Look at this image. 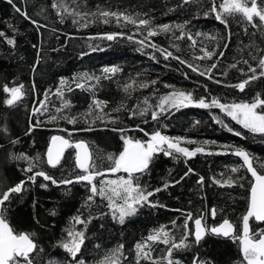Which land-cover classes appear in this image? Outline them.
<instances>
[{
  "label": "trees",
  "instance_id": "1",
  "mask_svg": "<svg viewBox=\"0 0 264 264\" xmlns=\"http://www.w3.org/2000/svg\"><path fill=\"white\" fill-rule=\"evenodd\" d=\"M13 2L16 7L26 11L41 27L37 31L36 26L17 13L7 0H0V31L4 32L7 38H15L13 47L6 43L5 37H0V190H5L30 175L22 171L26 167V162L13 160L12 156L23 153L30 157L39 155L44 158L51 137L56 134L66 137L73 143L84 140L90 150L97 155L98 164H101V157L106 154L118 155L123 149V142L120 132L111 131L113 127L125 128L127 136L141 140L148 139L145 132L151 133L159 128L170 137L197 141L196 144H182L190 149L201 146L200 142L203 141L215 142L203 145L213 152L223 151L220 147L222 145L240 147L255 158L254 166L258 172L264 174V167H261L264 165V135L253 134L243 129L218 108L186 107L174 111L158 123L153 122L150 115L129 119L127 111L122 110L113 113L120 117L116 124L105 125L97 121L91 125L94 129L92 131L80 130L89 127L83 119L78 120L75 125L63 119L55 121L49 119L52 115H59L57 109L62 105L61 99L53 94L60 85L61 78H65L71 84L74 75L87 71L99 76L101 69L107 66H119L121 72L111 80H102L96 88L95 98L107 102L105 112H110L121 103L127 108H132L134 105L142 106L144 97H148L149 102L155 105L160 95L172 90L165 85H173L177 89L191 92L197 99L203 96L210 101L211 98L216 97L223 103L251 101L256 93H261L264 97V78L253 82L244 92L227 87L246 78L237 69L229 67L241 57L248 58L247 50L240 52L242 45L254 43L264 49V34L257 32L250 25L247 26L248 34H246L240 24L230 19L231 43L223 58L219 60L214 58L218 67L213 70V79L209 80L207 76H199L174 59L165 61L159 53H155L156 59H153V49L145 48L138 51L139 45L129 41L126 36L135 35L137 39H142L143 36L136 33L135 27L131 24L121 27L115 22L108 24L98 22L87 28H81L73 23V20L78 19L74 15H65L61 22V18L51 7L54 0H13ZM64 3L74 8L76 12H94L97 8H107L132 14L147 13V17L144 18L151 17L154 25L183 23L189 20L191 23L187 25V29L193 34L196 32L218 36L225 34L224 26L213 16L207 18L203 16V12L211 7L210 0H194L189 4H183V0H64ZM9 25L12 27L10 28ZM253 32H256L255 36L251 35ZM105 33L125 35L112 41L90 39ZM196 39L203 40V37ZM153 40L156 44L173 51L174 54L181 55L190 63L198 64L201 71L213 62L194 60L193 56L200 55L199 45L196 49H191L187 40L176 41L179 51L171 47L168 36L160 35ZM93 47L96 48L95 51L92 50ZM211 47L212 45H209V50ZM82 52L88 54L81 58ZM38 58L39 63L33 71L32 66ZM238 68H243L247 72V65L241 63ZM184 73H187L188 78H185ZM132 78L157 79L158 83L154 88L138 89L128 97L122 88ZM215 80L222 83L217 84ZM4 84H8L9 87L23 84L27 94L20 103L8 106L4 103L8 98L2 90ZM46 91L49 93L46 101L47 110L33 115V108L39 107L38 101L45 98ZM64 98L72 105L71 109H66L65 112L78 115L87 111L93 96L87 91L74 89L72 92H65ZM213 115L219 116L224 124L234 131L229 132L228 127L216 123L212 119ZM144 120L148 122L144 123ZM37 121L40 122L39 125L29 132L30 125L36 124ZM197 121L199 123H196ZM137 125L144 131L138 130ZM236 131H240L242 135L236 136ZM74 157V149L69 148L64 153L60 166L50 168L45 164L42 166L43 170L58 180L61 177H68L73 174ZM241 164V158L231 154V149L228 154H197L188 159L187 163L183 158L174 160L163 154L158 155L150 166V174L142 178V183H146L149 190L161 187L165 181L179 180L188 168L194 169L197 175H189L174 187L150 197V200L162 206L140 208L135 216L127 218L122 225L110 217H105L103 220L94 219L86 229L87 239L79 258L83 259L85 264H101L112 249L122 244L123 256L127 257V260L121 257V264H134V244L137 241L143 240L151 230L161 225L172 228L173 220L177 222L178 227L172 228V232L178 240L183 233V229L179 227L184 220L182 213L187 212H192L194 217L203 212L209 227L219 224L226 217L239 230L241 218L248 206L252 177L244 168H240L238 173H231L229 169L239 167ZM107 166L109 162L104 160L101 167ZM221 173L224 174L223 177ZM198 176L205 177L202 191L198 190L196 185ZM213 176L217 179H227L228 176L235 179L242 176L244 179L239 183L244 187L217 186L211 182L210 178ZM110 178L114 179L115 176ZM42 183H48V187L41 188ZM66 191L68 189L64 186H54L50 182L43 181L42 178H37L34 184L27 185L26 192L14 196L8 204L9 211L6 215L11 226L17 232L35 233L34 238L43 249L38 257L39 264H48L50 258H54L58 264H64L70 259L59 244L67 239L65 230L69 228L72 217L78 214V209L84 212L85 217L89 212L93 216H98L100 211L107 212V208L100 203L99 198H97L99 207L81 209L88 195L84 185L70 186L68 195L65 194ZM213 206L224 210L218 211L215 219L210 214ZM53 211L55 215L52 214ZM76 227L83 228L82 225ZM257 227L264 228V223L257 225L252 222V228L255 230ZM189 228H193L191 221ZM192 239L193 237L190 236L189 241L191 242ZM154 249L153 256L158 257L164 255L166 246L156 244ZM197 253L202 259H210L213 264H237L240 259L238 244L229 239L213 236H206L200 245H194L190 251L176 253L174 258L180 259L183 264H191L193 256Z\"/></svg>",
  "mask_w": 264,
  "mask_h": 264
},
{
  "label": "snow or ice",
  "instance_id": "2",
  "mask_svg": "<svg viewBox=\"0 0 264 264\" xmlns=\"http://www.w3.org/2000/svg\"><path fill=\"white\" fill-rule=\"evenodd\" d=\"M193 2L194 0H183V4ZM7 3L12 5L17 13H20L24 19L29 20L39 31L41 26L26 11H22L20 7H16L13 0H7ZM210 4L211 7L203 12V16L205 18L213 16L217 22L222 24L225 29L223 36L201 32L193 34L187 29V25L191 23L189 20H185L183 23L173 22L154 25L151 17L144 18L147 17V13L137 12L132 14L127 11L107 8H97L94 12H76L74 8L64 3V0H54L51 7L61 18V22H63L65 15L77 16L78 19L73 20V23L78 24L81 28H87L91 24L98 22L104 24L115 22L121 27H127L131 24L135 27V32L143 36L142 39H137L135 35L126 36L129 41L139 45L138 51H142L145 48L153 49V59H156L155 53H159L165 61L174 59L191 69V71L196 72L199 76H207L209 80H212L213 70L218 67L214 58L215 60L223 58L225 51L231 43L232 31L229 24L230 19L240 24L246 34H248L247 26L249 25L253 29H256L257 32L264 34V0H220L219 3L218 0H210ZM169 11H175V9H169ZM9 27L11 28L12 26L9 25ZM177 33L179 34L177 35ZM124 35V33H105L102 36L91 37L90 39L99 38L112 41ZM160 35L168 36L171 47L177 51H179V45L176 41L187 40L189 42L188 46L191 49H196L199 45L198 50L200 55L193 56V59L213 62L201 71L198 64L190 63L188 60L183 59L181 55H176L173 51H169L156 44L153 38ZM251 35L255 36L256 32L251 33ZM0 37H5V33L0 31ZM196 37H203V40L198 41ZM5 39L8 45L15 46L14 37H5ZM204 41H207V43ZM221 41H223L222 44ZM209 45H212L211 50H209ZM33 47L36 46L33 45ZM53 50L55 51L56 49ZM92 50L95 51L96 48L93 47ZM245 50H247V59L241 57L240 60L229 65L230 68L237 69L246 77L239 83L227 85V87L236 88L240 92H244L246 87L250 86L253 82L264 78V49H261L254 43H250L242 45L240 48L241 53ZM87 54L82 52L80 56L83 58ZM37 55L39 57V53ZM38 63L39 58L32 66L33 71L36 70ZM241 63L247 65V72L243 68H238V65ZM120 72L121 68L119 66H107L101 69L99 76L87 71L78 73L72 77L71 84L65 78H61L60 85L53 94L61 99L62 105L61 108L57 109L59 115H52L49 119L53 121L63 119L73 125L78 120L83 119L86 124H89V127L80 130L92 131L94 129L91 125L97 121L105 125L116 124L120 120V117L113 115V113H119L122 110L127 111L129 119L136 116L145 117L150 115L151 120L158 123L162 118H166L173 114L174 111H179L182 108H218L225 116L230 117L232 121H235L243 129L253 134L259 133L264 135V97L261 96V93H256L251 101L223 103L216 97L211 98L210 101L203 96L197 99L194 98L191 92L177 89L173 85H165L166 88H171L172 90L160 95L155 105L149 102L148 97H144L142 106L134 105L132 108H127L125 104L121 103L110 112H105L107 102L95 98L96 88L102 80H111ZM184 75L185 78H188L187 73H184ZM214 82L217 84L222 83L219 80H215ZM157 83V79L136 80L132 78L128 83L123 85L122 90L128 97H131L132 92L138 89L154 88ZM34 89L35 85L33 84ZM74 89L87 91L92 93L93 96L87 111L78 115H70L65 112L66 109L70 110L72 107L71 102L64 98L65 92H72ZM2 90L8 96L4 101L8 106H15L20 103L27 94L23 84H17L12 87L4 84ZM48 95L49 93L46 91L44 94L45 98L38 101L39 107L33 108V115L47 110L46 101ZM212 119L216 123L228 127L219 116L213 115ZM147 122V120H144V123ZM39 123L37 121L36 124L30 125L29 132L37 127ZM196 123H199V121ZM136 127L141 132L144 131L139 125ZM111 131L121 133L123 149L118 155L109 153L101 157V164L104 160L109 162V166L107 167H101V164L97 163V155L89 149L86 142L81 140L73 143L63 136L51 137V143L44 158H41L39 155L30 157L23 153L12 156L13 160L26 162V167L22 171L30 173V175H27L26 179L19 181L15 185L9 186L5 190H0V264H39L38 257L43 252V249L36 242L34 238L35 233L17 232L11 226L6 215L9 211L8 204H10L14 196L26 192L27 185L29 183L34 184L37 178H42L43 181L50 182L54 186H64L68 189L65 192L66 195L70 194V186L82 184L88 195L81 205V209H92L94 206L99 207L97 205V198L107 208V212L100 211L98 216H93L89 212L86 217L84 212L78 209V214L72 217L69 228L65 230L67 239L61 241L59 244V247L70 257L64 264H85V261L80 259L79 256L82 255V247L85 245L87 239L86 229L94 219L103 220L105 217H110L113 221L122 225L127 218L135 216L140 208L162 206L150 200V197H154L158 192L167 190L169 187H174L189 175H197L194 169L188 168L179 180L165 181L161 187L149 190L148 185L142 183V178L150 174V166L158 155L163 154L165 157H170L174 160L183 158L185 163H187L188 159L195 157L197 154H228L229 149H231V154L242 160V164L239 167H232L229 171L231 173H238L240 168H244L253 178L249 188L247 210L241 218L239 230L226 217L218 225L209 227L205 222L203 212L195 217L192 212L182 213L184 220L183 224L179 227L183 229V233L179 239L177 240L175 234L172 232V228L178 227L175 220L171 222L172 228L161 225L159 228L151 230L143 240L137 241L134 244V264H143V262H147V264H183L180 259L174 258L175 254L190 251L194 245H200L206 236L229 239L233 243L238 244L240 259L237 264H264V228L257 227L255 230L252 228V222L257 225L264 223V174L258 172L254 166L255 158L247 150L240 147L232 148L231 146L222 145L220 147L223 151L213 152L203 146L209 143L214 144V141H203L200 142L201 146L190 149L182 146V144H196L197 141L183 137H170L160 131L159 128L151 133L145 132V136L148 137L146 140L127 136L125 128L113 127ZM228 131L232 132L234 130L228 127ZM235 135L241 136L242 133L236 131ZM15 142L13 141V143ZM69 148L76 150L73 174L68 177H61L58 180L43 170L42 166L45 164L50 168L60 166L64 153ZM261 167H264V165H261ZM119 173L126 175H117ZM112 176H115V178H110ZM223 176L224 174L221 173V177ZM210 179L213 184L220 187H233L236 185L244 187L242 183H239L240 180L244 179L242 176L235 179L232 176H228L227 179H217L213 176ZM196 185L198 190L202 191L205 185V177L198 176ZM40 187L46 189L48 183H42ZM218 211L222 212L224 210L217 209L215 206L211 208L210 214L213 219L216 218ZM52 214L55 215V212L53 211ZM190 221L193 224L192 229L189 228ZM77 225H82L83 228L77 229ZM190 236L193 237L191 242L189 241ZM156 244L166 246L164 255L153 256L154 245ZM123 249L124 245L122 244L112 249L111 253L105 257L101 264H121V257L127 260V257L123 256ZM48 264H58V262L54 258H50ZM191 264H213V262L210 259H202L199 253H197L193 256Z\"/></svg>",
  "mask_w": 264,
  "mask_h": 264
},
{
  "label": "water",
  "instance_id": "3",
  "mask_svg": "<svg viewBox=\"0 0 264 264\" xmlns=\"http://www.w3.org/2000/svg\"><path fill=\"white\" fill-rule=\"evenodd\" d=\"M54 136H62V135H60V134H56V135H54ZM64 137V136H63ZM65 139H67L66 137H64ZM77 141H81V140H77ZM77 141H75V142H77ZM82 141H84V140H82ZM74 142V143H75ZM85 142V141H84ZM50 143H51V140H50V142H49V144H48V147H49V145H50ZM48 147H47V149H48ZM90 149V148H89ZM74 151H76L75 149H74ZM46 152H47V150H46ZM66 152V151H65ZM235 156V155H234ZM250 174V173H249ZM262 174V173H261ZM251 175V174H250ZM253 179V178H252ZM246 213V212H245ZM218 225V224H217ZM235 225V224H234Z\"/></svg>",
  "mask_w": 264,
  "mask_h": 264
}]
</instances>
